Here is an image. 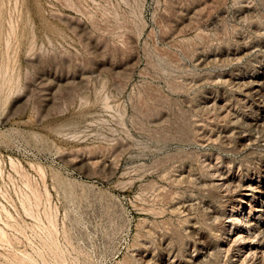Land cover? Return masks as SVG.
<instances>
[{
  "label": "rangeland",
  "instance_id": "rangeland-1",
  "mask_svg": "<svg viewBox=\"0 0 264 264\" xmlns=\"http://www.w3.org/2000/svg\"><path fill=\"white\" fill-rule=\"evenodd\" d=\"M263 129L264 0H0V264H264Z\"/></svg>",
  "mask_w": 264,
  "mask_h": 264
},
{
  "label": "bare ground",
  "instance_id": "bare-ground-1",
  "mask_svg": "<svg viewBox=\"0 0 264 264\" xmlns=\"http://www.w3.org/2000/svg\"><path fill=\"white\" fill-rule=\"evenodd\" d=\"M254 83V82H253ZM259 89V88H258ZM253 90V89H252ZM257 90V89H256ZM255 90V91H256ZM253 92V91H252ZM264 130V129H263ZM241 186V185H240ZM241 188V187H240ZM243 190V189H242ZM260 190V189H259ZM252 191H253V188L249 186L247 187H244V192L248 193V195L245 194V196L247 197H254V194H252ZM257 191V190H256ZM255 191V192H256ZM261 192V191H260ZM260 192H258L259 194H261ZM254 193V192H253ZM257 194V195H259ZM259 201V200H258ZM253 212H254V215L256 216H261V215H264V204L261 202H257V201H254L253 200ZM256 203V204H255ZM248 206V205H247ZM234 213V212H233ZM231 217V216H230ZM248 217V216H247ZM234 221V220H232ZM236 221V220H235ZM259 221V220H258ZM243 229L241 231L238 230V232H236L234 235V239L235 238H242V237H246L248 240L251 239L250 241H246L247 242V249H246V253L247 255L251 252L253 253H262V250L263 249V246H264V243L262 241H258V240H254L256 238H258L261 234L264 233V224L263 225H258L256 223H253V222H250L249 221H245V223L243 224ZM264 236V235H263ZM261 238V236H260ZM259 238V239H260ZM233 239V238H232ZM245 242V241H244ZM246 244V243H245ZM56 249V247H55ZM59 250V249H58ZM52 252V251H51ZM59 255V254H58ZM253 255V254H251ZM256 255V254H255ZM244 256V255H243ZM257 256V255H256ZM53 257V256H52ZM56 261V260H55ZM21 263V262H20Z\"/></svg>",
  "mask_w": 264,
  "mask_h": 264
}]
</instances>
